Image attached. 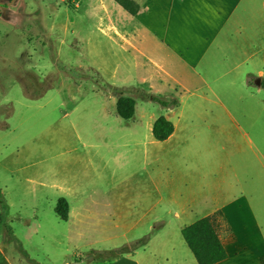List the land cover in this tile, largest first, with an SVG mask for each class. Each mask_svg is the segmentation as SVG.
Instances as JSON below:
<instances>
[{"label": "rangeland", "instance_id": "obj_1", "mask_svg": "<svg viewBox=\"0 0 264 264\" xmlns=\"http://www.w3.org/2000/svg\"><path fill=\"white\" fill-rule=\"evenodd\" d=\"M110 3L0 0V264H111L124 245L139 264H196L180 234L191 220L174 211L191 198L193 219L217 202L218 166L210 160L203 177L201 157L264 153V90L203 99L141 81L151 68L113 39L114 28L141 27L112 17ZM112 95L135 100L131 119ZM160 116L177 127L162 142L151 135ZM60 198L98 224L61 221Z\"/></svg>", "mask_w": 264, "mask_h": 264}, {"label": "crops", "instance_id": "obj_2", "mask_svg": "<svg viewBox=\"0 0 264 264\" xmlns=\"http://www.w3.org/2000/svg\"><path fill=\"white\" fill-rule=\"evenodd\" d=\"M110 1L108 13L112 17L136 21L141 27V36L126 27H122L121 32L114 28L119 36H113L115 41L121 39L125 48L141 55L144 59L141 68H151L148 76H141V81L165 82L169 95L191 92L203 99L208 95L226 98L245 91L253 97L254 86L257 92L264 90L261 84L249 85V81L256 79L264 82V0H133L139 7L136 15L126 12L114 0ZM122 32L135 33L134 41ZM157 71L165 77L158 76ZM121 88L126 87L115 90ZM239 97L242 98V94ZM117 98L112 95L109 101L116 104ZM216 104L226 110L220 99ZM155 120L152 118V124ZM214 124L218 126L220 119ZM173 126L174 131L167 140L175 135L177 127ZM243 135L247 137L246 133ZM249 142L255 147L251 139ZM201 159L203 177L210 171V160L218 166L211 172L217 177V202L207 210L201 207L200 217L192 219L193 200L186 198L187 202L177 204L174 218H189L188 224H191L221 212L230 233L221 236L227 258L217 264H261L264 257V153L255 147L233 159L219 156H202ZM228 166L232 169H224ZM202 184L205 188L209 186L204 180ZM65 201L67 220L74 218L80 224H98L99 221L90 220L91 217L81 220L79 205ZM111 224L118 228L122 223L111 220ZM111 264L139 262L132 253H127Z\"/></svg>", "mask_w": 264, "mask_h": 264}, {"label": "trees", "instance_id": "obj_3", "mask_svg": "<svg viewBox=\"0 0 264 264\" xmlns=\"http://www.w3.org/2000/svg\"><path fill=\"white\" fill-rule=\"evenodd\" d=\"M114 1L131 15H136L139 10L138 5L133 0ZM249 85H252V81H249ZM261 87L264 88V82L261 83ZM150 100L157 102L164 108H174L178 105L175 98L170 101H165L156 96H151ZM115 109L116 114L121 119L129 120L133 117L135 112V100L128 96H119L116 100ZM173 131L174 126L172 122L163 116L158 117L151 127L153 139L159 142L167 140ZM0 204L4 207L1 199V192ZM55 213L61 221L67 220L68 206L64 198H60L57 201ZM222 226H224L223 232L226 235L229 234V226L224 221L221 212L217 211L211 215L199 218L180 229L181 237L195 259L196 264H217L227 258L226 250L221 241ZM129 250V246L124 245L113 250L112 253L116 255L115 258H117L123 254H127ZM260 262L264 264V257L261 258Z\"/></svg>", "mask_w": 264, "mask_h": 264}, {"label": "water", "instance_id": "obj_4", "mask_svg": "<svg viewBox=\"0 0 264 264\" xmlns=\"http://www.w3.org/2000/svg\"><path fill=\"white\" fill-rule=\"evenodd\" d=\"M254 83H255L257 86H260L261 81H260L259 79H256V80L254 81Z\"/></svg>", "mask_w": 264, "mask_h": 264}]
</instances>
